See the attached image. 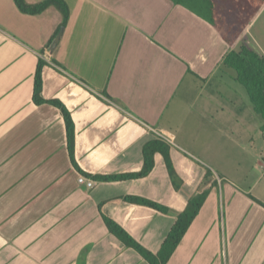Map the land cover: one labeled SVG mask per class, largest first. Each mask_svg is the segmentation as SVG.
I'll use <instances>...</instances> for the list:
<instances>
[{
    "label": "crops",
    "instance_id": "1",
    "mask_svg": "<svg viewBox=\"0 0 264 264\" xmlns=\"http://www.w3.org/2000/svg\"><path fill=\"white\" fill-rule=\"evenodd\" d=\"M64 1L65 26L54 7L27 15L0 0V264H149L104 217L157 254L177 215L203 192L167 264H264V173L255 178L253 168L264 171V153L247 174L241 162L221 166L241 148V127L249 142L262 126L235 73L222 66L231 49L222 33L171 0ZM40 62L45 103L37 105ZM49 101L71 114L76 166L64 118ZM158 133L173 138L166 143L180 191L160 153L145 177L94 178L140 174L144 147ZM245 175L247 188L228 178ZM80 176L95 186L81 185Z\"/></svg>",
    "mask_w": 264,
    "mask_h": 264
},
{
    "label": "trees",
    "instance_id": "2",
    "mask_svg": "<svg viewBox=\"0 0 264 264\" xmlns=\"http://www.w3.org/2000/svg\"><path fill=\"white\" fill-rule=\"evenodd\" d=\"M175 5L181 6L210 25L217 28L223 33V26L219 23L216 14L217 4L214 0H171ZM250 5L260 11L264 8V0H247ZM17 8L27 15H38L47 9L54 7L63 15V26L66 25L70 18V9L64 0H46L35 5H29L25 0H14ZM225 41L231 45V49L224 56L222 66L235 73V81L244 88L248 99L252 105L253 111L262 119L261 133L264 136V55L252 48L246 42L240 44L237 50L232 48V41L223 35ZM43 62H40L35 77L34 102L37 105L45 103L42 99L43 81L42 68ZM48 104L59 109L67 128L68 151L71 161L75 164V127L71 114L66 107L59 101H49ZM144 167L140 174L122 177H94L97 180L111 182L117 180L141 178L149 175L154 168V156L157 153L163 155L170 177L177 191L181 190L183 182L178 177L170 157V147L161 139L153 141L144 147ZM211 172H208V177ZM207 192L200 193L189 199L185 211L177 215V220L168 234L159 253L153 254L141 245H139L125 230L113 222L111 219L104 217V222L109 232L116 237L126 248L137 252L149 264H167L172 254L179 246L183 237L187 233L191 224L199 215L201 208L207 198ZM126 202L146 206L155 209L161 213L168 214L169 209L164 208L156 203L149 202L139 198H126Z\"/></svg>",
    "mask_w": 264,
    "mask_h": 264
},
{
    "label": "rangeland",
    "instance_id": "3",
    "mask_svg": "<svg viewBox=\"0 0 264 264\" xmlns=\"http://www.w3.org/2000/svg\"><path fill=\"white\" fill-rule=\"evenodd\" d=\"M217 4L216 14L219 18V23L223 26V33L225 37L229 38L232 43V48L237 50L240 44H244L246 42L252 48L260 51L264 55V8L260 11H257L255 7L250 5L247 0H214ZM243 91L244 88L239 86ZM248 99V98H247ZM250 103L249 99L246 101ZM251 109L252 105L250 103ZM254 121L259 125L262 124V119L258 116H254ZM254 129H256V124L253 125ZM241 145L239 150H235L233 147L232 156L235 159H229L225 161L226 163H239L246 164V172H250L253 164L255 162V157L264 153V143L262 139H264L261 133V130H253L249 139L253 141L245 142L243 141L246 136L244 133L245 128L241 127ZM255 140V141H254ZM246 148V149H244ZM212 162V161H209ZM213 166L214 163H213ZM255 178L264 173V171L259 170L255 166ZM222 172V171H220ZM246 176V175H245ZM231 180L236 181L241 188H247L248 176L244 177L243 181L240 182L239 176H229ZM250 178H254V175ZM264 183V182H263ZM250 184V183H248ZM251 185V184H250ZM262 185V182H261Z\"/></svg>",
    "mask_w": 264,
    "mask_h": 264
},
{
    "label": "built area",
    "instance_id": "4",
    "mask_svg": "<svg viewBox=\"0 0 264 264\" xmlns=\"http://www.w3.org/2000/svg\"><path fill=\"white\" fill-rule=\"evenodd\" d=\"M158 136H159V138H161L165 142H167L169 144H173V138H171V137H169L163 133H158ZM78 181L81 185H85L88 188H93L95 186V183L93 181L89 180L88 178H85L84 176H80Z\"/></svg>",
    "mask_w": 264,
    "mask_h": 264
},
{
    "label": "water",
    "instance_id": "5",
    "mask_svg": "<svg viewBox=\"0 0 264 264\" xmlns=\"http://www.w3.org/2000/svg\"><path fill=\"white\" fill-rule=\"evenodd\" d=\"M63 32H64V28H61L60 31H59V33H58V35H57V37H56V39H55V41H54L53 44L51 45V48H50V51H51V52H52V51L55 49V47L57 46L58 42L60 41V39H61V37H62V35H63Z\"/></svg>",
    "mask_w": 264,
    "mask_h": 264
}]
</instances>
